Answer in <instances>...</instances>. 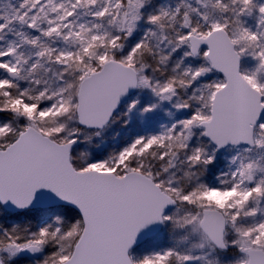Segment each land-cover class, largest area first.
Segmentation results:
<instances>
[{"label": "snow or ice", "instance_id": "6c2138e0", "mask_svg": "<svg viewBox=\"0 0 264 264\" xmlns=\"http://www.w3.org/2000/svg\"><path fill=\"white\" fill-rule=\"evenodd\" d=\"M0 264H264V0H0Z\"/></svg>", "mask_w": 264, "mask_h": 264}]
</instances>
